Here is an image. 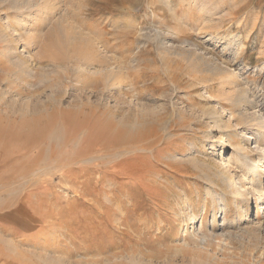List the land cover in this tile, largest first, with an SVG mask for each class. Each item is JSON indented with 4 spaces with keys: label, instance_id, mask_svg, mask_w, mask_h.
<instances>
[{
    "label": "rangeland",
    "instance_id": "rangeland-1",
    "mask_svg": "<svg viewBox=\"0 0 264 264\" xmlns=\"http://www.w3.org/2000/svg\"><path fill=\"white\" fill-rule=\"evenodd\" d=\"M57 1L65 27L102 41L104 74L42 59L28 88L0 64V264H264L257 177L234 149L262 165L258 120L234 121L232 144L205 115L215 106L227 120L218 101L237 112L227 98L244 93L264 119V0ZM214 62L241 86L200 81ZM216 164L250 188V209L212 176ZM189 206L202 223L184 217Z\"/></svg>",
    "mask_w": 264,
    "mask_h": 264
},
{
    "label": "bare ground",
    "instance_id": "bare-ground-1",
    "mask_svg": "<svg viewBox=\"0 0 264 264\" xmlns=\"http://www.w3.org/2000/svg\"><path fill=\"white\" fill-rule=\"evenodd\" d=\"M63 1L64 4L69 3L67 2V0ZM168 1L169 3L172 2V0ZM60 10L61 3L57 0H0V64L16 67V81H21V83L25 87H35L31 79L36 77L37 69L34 67L40 63L42 64V59H49L54 64H56V61L58 60L62 63H66L67 61L75 62L77 64L76 68L79 70V72L87 76H99L100 74H104L102 68L105 67V60L102 57V52L104 51V45L102 44V41L98 40V42L96 43L95 40L91 39V37L89 38L88 36H85L82 32L75 31V28L65 27L63 24V15L65 14L62 15ZM53 19L56 20L55 27H53L52 25ZM235 43H241V41H237ZM20 46L24 48L20 49ZM39 48L40 50L36 52V49ZM24 50H28V52L30 53V60L26 59L23 54H21V52ZM225 66H223V64H218L215 62L214 64L211 63V65H209V68H207V65L206 70L209 71L210 78L199 80L205 82L208 85L207 82L212 80V77L220 75L221 79L224 80L223 82L228 83L230 85L239 86L242 83V77L237 73L232 72L231 69L226 68ZM122 82L126 83L125 81H118L117 87L119 88V90L124 89V84ZM132 83H130V85ZM210 87L214 86L210 84ZM219 97L218 99H220ZM227 101H229V103L230 101L235 103V106H237L239 110L236 112L234 109L229 108L228 105H225L224 103L218 101V104L221 105L222 109H227L229 111V118L227 120H224V117L222 118V115L219 113V110L215 106H213L211 109H209V111H207L205 115L208 116L206 118L210 121V123H212L213 127L218 129L221 133L224 134L226 132L227 136L229 137L227 139H229L230 143H232L231 140L233 139V137L237 135V131L234 130V128L236 127L233 128L234 131H230L234 125V121L237 124H240L242 122L258 120V125L255 131H253V135H255L256 141L258 142V147H260L262 152H264V119L259 116L258 113L254 110V112L249 113L247 111L248 109L246 108L247 106L249 107V105L255 107L257 105L263 104H260V101H257L255 99H249V97L246 96L244 93L240 94L235 100H233L232 96H229L227 98ZM202 120L203 119H201L200 122ZM232 133L234 136H232ZM253 135H249L247 138L245 137L246 141L252 139ZM219 141L222 144V154L221 156L218 154L219 156L217 157H222V160H224L223 155L226 154L225 151L227 145L224 141ZM245 148L244 146L242 147L237 144L234 145L235 157L237 156V161H240V165L247 167V169L253 173L255 179L257 177L256 181L251 180L252 182H250L259 194L258 197L261 199L262 204H264V180H262V176L264 175V160L262 162V165L258 167V165L255 164L254 159H252V157L245 151L247 149ZM186 149H188V147ZM178 156L179 155H171V158L173 160H183L186 155H182L181 157ZM190 159L193 162H196V157H191ZM213 169L214 171H212V176L221 181L227 189L231 190L233 194L239 196V201L237 205L238 210L244 211L245 209L247 211L248 209H250V200H252L251 190L249 187H245L240 175L238 177L239 179L237 178L239 180V184H233L234 182L232 183V179L229 173L230 171H228L229 169L227 170V168H224L221 164H216ZM260 171H263V173L261 174ZM213 183L214 181L211 182V186L210 184L209 186H207L208 191H206L207 194L211 195L213 198V208H215L216 205H220L221 211H223L224 214H227L231 204L227 201L226 195L223 194L224 190L222 189V193L215 187ZM198 194L200 195V193H197V195ZM185 201H189V199H185ZM214 212L216 211L214 210ZM184 217H187L193 223H199V221L201 223L203 222V216L196 215L195 213H193V208H191L189 213ZM216 221L217 218L216 215H214L212 221L213 228H215Z\"/></svg>",
    "mask_w": 264,
    "mask_h": 264
}]
</instances>
